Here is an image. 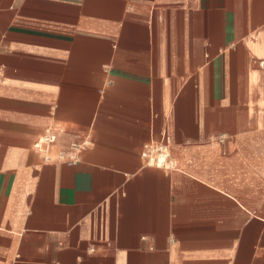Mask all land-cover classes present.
Instances as JSON below:
<instances>
[{
    "label": "crops",
    "instance_id": "0c3cea01",
    "mask_svg": "<svg viewBox=\"0 0 264 264\" xmlns=\"http://www.w3.org/2000/svg\"><path fill=\"white\" fill-rule=\"evenodd\" d=\"M0 264H264V0H0Z\"/></svg>",
    "mask_w": 264,
    "mask_h": 264
},
{
    "label": "built area",
    "instance_id": "2783aa9c",
    "mask_svg": "<svg viewBox=\"0 0 264 264\" xmlns=\"http://www.w3.org/2000/svg\"><path fill=\"white\" fill-rule=\"evenodd\" d=\"M56 141L55 134L47 132L43 137L38 147L47 149V147ZM171 139L170 137L166 138V142H151L144 146L142 152V158L152 164L153 166L159 168H172L173 162L171 161ZM85 147V144L73 145L74 151H81Z\"/></svg>",
    "mask_w": 264,
    "mask_h": 264
}]
</instances>
